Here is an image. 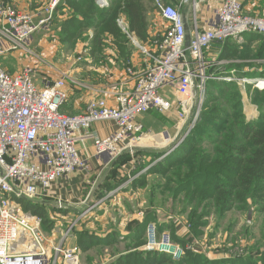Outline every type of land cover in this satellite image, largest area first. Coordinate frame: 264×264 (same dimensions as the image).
Masks as SVG:
<instances>
[{"label":"built area","instance_id":"2783aa9c","mask_svg":"<svg viewBox=\"0 0 264 264\" xmlns=\"http://www.w3.org/2000/svg\"><path fill=\"white\" fill-rule=\"evenodd\" d=\"M62 1L50 0L45 9L47 15L37 22L35 15L0 0V56L18 49L29 52L31 39L41 29L51 27L54 11ZM110 2L96 0L100 9L108 8ZM203 6L211 17L201 26L196 14ZM155 8L165 33L152 47L146 48L129 33L125 19L118 20L131 43L152 61L144 71L126 69L134 78L133 88L117 95L116 106L91 105L81 114L67 115L61 112L67 74L61 73L52 83L39 87L30 68L10 74L0 67V264H81L80 254L65 248L63 243L53 248L54 259L50 262L42 219L31 213L21 214L19 201L30 200L36 194L47 196L54 184L84 166L79 143L92 136L94 124L110 121L118 127L111 136L95 143L99 156L115 159L124 150L134 155L144 136L143 126L138 122L140 115L153 110L164 115L171 113L173 101L166 94L172 90L186 116L197 78L201 98L206 95L205 82L210 78L206 77L205 69L210 66L205 63L204 53L212 44L243 41L246 34L264 36V17L247 14L241 0H180L176 7L156 0ZM187 8L194 12L190 28L185 16ZM222 77L221 81L264 89V79L245 75L238 79L235 71ZM125 141H128L126 148L122 147ZM59 206L62 207L61 202ZM186 225L183 223L190 232ZM25 237L30 239V244L23 250L15 249ZM147 237L148 250L171 254L174 258L183 255L167 233L157 241L153 225L147 228Z\"/></svg>","mask_w":264,"mask_h":264},{"label":"trees","instance_id":"16d2710c","mask_svg":"<svg viewBox=\"0 0 264 264\" xmlns=\"http://www.w3.org/2000/svg\"><path fill=\"white\" fill-rule=\"evenodd\" d=\"M155 2L111 0L108 8L100 9L96 0H63L54 11L52 25L59 27V43L69 50L92 31L90 58L100 65L105 52L110 51L117 58L118 66L123 65L127 69L131 67L134 49L129 37L119 27L118 20L125 19L129 33L141 44L152 47L156 40H151L149 26L150 15L156 12ZM178 3L171 6L176 7ZM245 38L251 42L260 40L264 47V36L246 34ZM232 41L211 45L219 51L217 60L248 57L247 53L243 57V54L236 52ZM233 66L239 65L233 64L229 69H233ZM240 72L243 76L246 74L245 70ZM261 77H264V73ZM255 93L253 102L259 105L262 115L258 122L249 123L243 111L242 97L235 86L210 81L207 100L196 129L174 154L158 161L136 183L139 188H146L149 176L160 178V183L155 186L156 192L152 193L154 200L161 195V204H170L174 212L178 210L180 216H188L191 233L186 236L177 234L174 225L167 222L158 225L159 233L169 232L171 242L184 248L180 261L141 249L146 244V227L155 220L154 214H147L136 233H130L127 239H120L117 231L106 238H99L88 231L74 229L81 263L83 256L97 249L99 251L88 257L85 264H260L259 261L264 264V237L257 242L255 250H263L260 255L247 254L235 259L210 260L207 253L186 248L193 245L195 238L201 239L203 229L208 228L213 216L223 219L235 210L248 214L252 208L264 214V92ZM139 155L143 157L148 154ZM162 156L155 155L152 162ZM19 203L24 205L26 212L41 218L49 232L53 230L55 221L48 216L46 207L25 199ZM46 203L47 200L41 202ZM132 228L133 225L129 230L134 232ZM123 244L124 248H121ZM107 254L112 260L105 263L103 258Z\"/></svg>","mask_w":264,"mask_h":264},{"label":"rangeland","instance_id":"374dc122","mask_svg":"<svg viewBox=\"0 0 264 264\" xmlns=\"http://www.w3.org/2000/svg\"><path fill=\"white\" fill-rule=\"evenodd\" d=\"M166 5H173L176 4V2H180V0H171L170 3L167 2V0H162ZM50 2V0H49ZM179 4V3H178ZM177 4V5H178ZM185 12V16L187 19L192 20L193 11L189 8H187ZM205 11L207 9L203 6L199 10V12L196 14V18L198 17V21L200 19L204 20V18L207 16V13L205 14ZM156 12L152 13L150 15V26L149 30L152 29V32L150 35H152L151 40H159L162 38V36L165 33V27L162 25V22L158 15H154ZM255 16V15H254ZM158 17V18H156ZM261 17V16H258ZM191 18V19H190ZM51 26V25H50ZM37 34V33H36ZM94 34V33H93ZM260 40H256L251 42L248 39H244L243 41L236 40L232 41L231 44L233 45L236 52H239L244 55L247 53L248 57L246 58H239L235 59L233 57L231 58H223L218 59V50L216 49V46H211L208 51L204 53L205 57V63L209 65L210 67H207L205 70L206 77L210 78L206 83V88L208 86V83L210 81H220L222 83L226 84H232L235 86V88L239 91L241 97H242V103H243V111L246 117V121L249 123H255L259 121L261 114V109L259 105L255 102H253V99L255 97V92H264L263 90L257 89L254 87V85H239L238 82L234 83H228L225 81H221L220 78H223L222 76L228 75L231 71H235L237 74L238 79L245 78L240 71L245 70L250 72V75H256V77L252 78H258V79H264V77H261V74L264 73V47L261 46V43H259ZM62 49H59V53L55 51L54 48L48 50V55L44 54V51L41 53H38L32 45L28 47L30 50L26 53L27 58L34 60L36 64L30 63L25 65V67L30 68L33 71V77L34 81L39 87L45 86L46 83L50 82L52 83L57 77V71L63 70V73L67 74L68 80H67V86H66V98L64 100V105L66 103V107H70V94L73 90H76V87L83 88V85H87V83L93 82L94 80H98L95 73V68H101V71H103L104 75L106 74L105 70H108L111 66L112 67H118V60L115 57V55L110 52H105V57H102L100 65H97V61L94 60L91 63L92 71L91 72L89 67L86 65H82L81 68L74 67V59L77 58L78 53L76 52L77 48L74 47L72 50H69L65 48L63 45ZM261 46V47H260ZM149 47V46H147ZM146 47V48H147ZM244 47L248 48L245 49ZM76 50V51H75ZM250 51V52H249ZM249 52V53H248ZM56 54V55H55ZM140 58V57H139ZM211 61V62H209ZM233 64H238L239 66H233V69H229L230 66ZM39 65V66H38ZM1 67V66H0ZM77 68V70L75 69ZM42 70H47L46 75L40 74ZM79 69H81L79 71ZM105 69V70H104ZM137 68L135 67V70ZM242 69V70H240ZM141 68L136 70L139 72ZM204 70V69H203ZM66 71V72H64ZM69 71V72H67ZM80 72V73H79ZM92 73V75L88 76L86 73ZM256 72V73H255ZM62 72L59 73V75ZM70 73V74H69ZM82 73V78L80 77ZM45 79H43V77ZM88 82H87V79ZM86 79V80H84ZM105 80V78H103ZM109 81V77L106 78ZM106 81V80H105ZM117 81V80H116ZM115 81V82H116ZM100 84H104V81L102 79H99ZM95 84V83H94ZM195 92H194V98L192 100V104L190 102L189 106L190 109L187 111L186 116L183 114L180 107L175 108L178 103V99L176 98L173 101V109L171 113L165 114L171 117H174L177 121V124L180 128L179 131V137L176 140L177 143L184 142L196 129V126L198 125V120L201 116L203 107L205 105V102L207 100L206 95L201 98V91L198 88L200 85L199 78L195 80ZM207 93V92H206ZM64 111L70 113V109L68 111L65 109ZM65 113V112H64ZM159 113V112H158ZM161 114V113H160ZM164 115V114H162ZM164 115V117H165ZM197 115V117H196ZM97 153V151H96ZM98 155V154H97ZM101 158V157H99ZM128 158V156H127ZM81 159L84 162V166L81 168H88L87 160ZM102 159V158H101ZM131 168V165H130ZM129 166L127 167L129 171ZM101 172V170H100ZM127 175H131L130 172L127 173L123 172V176L120 177V179L127 180ZM130 177V176H129ZM132 178V177H131ZM161 181L160 178H156L155 176H149L148 185L143 190H138V188H134V190H130L132 194L128 193V191L116 193L113 194L112 198H104V196L98 197L97 191L90 190V186L88 184L83 185V191L78 196H75L76 198H72L76 194L73 189L68 187L69 190H67L65 193H62L61 196L54 197L55 194H52L49 192L47 196H42L40 194H36L34 197H32L30 200L33 204L44 206L47 210L48 216L50 219L55 221V227L51 232H49L44 226L43 222L41 225V229L43 230L45 234V247L49 250V256L52 259H54V250L53 248L61 243H63L64 247L70 250H75L79 253L78 247H77V236L74 234V229L76 231H94L96 233H102L108 229H115L120 230V223L125 222L124 219L126 218V229L129 230L130 226L132 225V217L136 212L142 213V216L145 217L147 214H154L155 220L151 222L149 225H153L156 229L157 233V241H161L163 234L158 232V225L160 223H163L165 220H167V223L174 224L175 230L176 225L181 226L180 222H184V224H187L190 226V223L188 222V216H180L178 214V210L174 212V208L171 207L170 204H161V195L158 196L157 199L154 200V197L152 196L153 192H156V185L159 184ZM131 187V186H130ZM131 189V188H130ZM74 192V193H73ZM74 194V195H73ZM97 194V195H96ZM135 194V195H134ZM106 195V194H105ZM134 195V196H133ZM90 196V197H89ZM89 197V198H87ZM60 198V199H58ZM87 198V199H86ZM29 200V199H25ZM43 200H47L48 203L41 204ZM61 201L62 207L59 208V202ZM105 200V201H104ZM163 200V199H162ZM100 201V203H98ZM85 202H92V204L87 205L92 208H84L86 205ZM21 214L26 215L27 213L25 209L23 208L24 205H21ZM69 209H66L68 208ZM125 207V208H123ZM122 211V213H121ZM32 214V213H31ZM98 214V215H97ZM124 214V219L121 218ZM33 215V214H32ZM91 215H95L93 219H90L89 217ZM35 216V215H34ZM97 217L98 220H95ZM106 217V218H105ZM179 221V222H178ZM147 226V228L149 227ZM72 227V228H71ZM184 227V226H183ZM71 228L70 234L67 236L66 232L67 230ZM184 233H185V229ZM204 235L201 237V239L195 238L192 240L194 251L204 253L206 251L207 257L212 259H235L237 257L246 256L248 255H260V252H256L257 249V242H261L264 237V214L256 212L254 208H252L251 213H241L239 210H235L231 213H229L225 218L220 219L216 216H213L210 218V225L208 228L203 229ZM172 233V231H170ZM169 236L170 233L166 232ZM176 233L179 235H189V231L185 235L180 230H176ZM146 244L142 247L143 251L146 252H158V251H151L147 249V246L149 244V237H147L146 233ZM63 241V242H62ZM171 241V239H170ZM30 244V239L28 237H25L21 240L20 244L15 246V249H19L21 246L22 248L26 245L28 246ZM175 245V244H173ZM192 245V246H193ZM176 247L180 248L183 251L184 255V248L179 247V245H175ZM191 245L186 246L187 249H190ZM121 248H124V245H121ZM145 248V249H143ZM94 249L92 253L89 255L83 256V264L87 262L88 257H92L93 254L99 250ZM160 253V252H158ZM162 254H165L169 256L173 261H180L181 258H174L171 254H166L164 252H161ZM99 262V257H97ZM105 263L110 262L111 257H109V254L105 255L103 258ZM81 261V258H80ZM260 264H263V261L260 262ZM82 264V263H81Z\"/></svg>","mask_w":264,"mask_h":264},{"label":"crops","instance_id":"0c3cea01","mask_svg":"<svg viewBox=\"0 0 264 264\" xmlns=\"http://www.w3.org/2000/svg\"><path fill=\"white\" fill-rule=\"evenodd\" d=\"M7 1L12 5H14L15 7H17L19 10L27 11L35 15L36 17L35 21L37 22L47 15L45 13V9L49 4V0H7ZM241 2L247 14L252 16L255 15V16L264 17V0H241ZM206 13L207 16L204 18V20L202 19L199 20V24L201 26L204 25L202 23L205 20H208L211 17V14L209 12L205 11V14ZM154 15H156V13ZM186 20H187L186 21L187 26L190 28V24L192 23H190V20L189 18L187 19V17ZM151 32L152 29L149 30V34ZM58 33H59V27L53 25L50 28L41 29V31H39L37 34L33 36L29 46L32 45V47L38 53L44 51L45 55H48V50L52 48L55 49L56 53L57 52L59 53L58 50L62 49V46L59 43ZM150 36L152 38V35ZM92 37H93V32L89 31L87 34H85L83 40L78 41L76 45L77 51L75 50L78 53L77 55L78 57L77 58L75 57L73 63V66L78 68H81L82 65L85 66L87 65L89 69H91L90 70L91 72H93L92 71L93 68L91 66L93 60L92 58H90L89 49L91 47L90 42L92 41L91 40ZM189 37H190V33L188 36V40ZM130 45L134 49L133 52L131 53V61H130L131 67H133L134 70L136 67L137 68L136 70L141 68L140 71H144L148 67V64L152 61V59L150 60L147 55H144L140 51V49L135 47L131 42ZM143 46L147 47L148 45L146 44ZM79 58L82 59L79 60ZM30 63L36 64L33 58L32 59L27 58L25 51L21 49L11 51L9 53L0 56L1 68L5 69L10 74L20 73L25 68V65ZM75 69L77 70V68ZM80 70L81 69H79V71ZM46 71L47 70L41 69L42 73L40 74L46 75L47 74ZM95 71L100 72V73H95L98 80H94L93 82L90 81L88 82V79L86 78L88 82L87 85H83V88L76 87V90H73L72 93L70 94L71 97L69 103L70 107H66L69 105H66L65 103V105L61 108L63 113L65 112V114L67 115L81 114L85 112L88 106L91 105L116 106L117 95L123 91H130L133 88L134 78L127 73V70L123 65L118 67L111 66L108 70H105L107 75H104L103 71H101V68H95ZM60 72L63 73V70L56 72L57 77L60 76L59 75ZM86 75L91 76L92 73L87 72ZM245 76L251 78L256 77V76H251L249 71H246ZM80 77L81 79H83L82 73ZM108 77H109V81L108 79H106ZM103 78H105L106 81ZM43 79H45V77H43ZM99 79H102L104 81L103 85L100 84ZM166 97L171 100H175L176 98L177 99L179 98L172 90L166 94ZM177 107H179L178 104L175 106V108ZM65 109L67 111L68 109H70V113H68L69 111L68 112L64 111ZM158 115H160L159 116L160 118L158 117ZM170 116L165 115L164 117V115L158 113L155 110L147 114L140 115L138 117V122L143 126L144 136L141 139L138 147L135 148L134 155H132L130 151L124 150L122 154L116 157L115 159H111L107 156L97 155L95 149V143L98 140L111 136L117 130L118 128L117 125L114 122H110V121L94 124L91 129L92 136L87 138V140L83 144L79 143L80 156L83 157V159L87 160L86 162L88 168L86 169L85 166V168L78 170L76 173L68 176L66 179H62L58 181L56 184L52 186L49 192L55 194L54 197H57V196H61L62 193H65L67 190H69L68 187H70L71 189L74 190V192H76L75 195L73 194L74 196H72V198H76L75 196H78L79 194L82 193L83 185L88 184L90 186V190L97 191L99 198L100 196L103 195L104 198L102 199L105 198L109 199L112 198L113 197L112 195L116 193H121V192L126 193L128 191V193L132 194L130 190L132 189L134 190V188H138V190L145 189V188H139L136 185L139 178L142 175L146 174L154 165H156L158 161L163 160L164 158H166L171 154H174L183 143L181 142L179 146L175 147V145L177 144L176 140L178 139L179 137L178 135L180 134L179 133L180 128L177 124L176 119L174 117L170 118ZM126 146H128V141L122 143V147L126 148ZM140 153H147L148 155H144L142 157L139 155ZM159 154L163 156L160 159H158L156 162H152L154 160L155 155H159ZM99 157H101L102 159ZM128 166L130 168L129 171L127 169ZM126 171L127 173L130 172L131 175L126 174V176L128 177L127 180L120 179V177L123 176V172ZM57 202L60 203L61 201L59 200ZM85 203L86 206L84 208H88L87 205L92 204V202H85ZM98 203H100V201ZM66 209H69V207ZM138 214L139 213L136 212V214H134V216L132 217L133 219L132 229L134 232H131V230L126 229L127 225H126V218L124 219V214H122L123 216H121V218H123L125 222L120 223V230L108 229L106 230V232L104 231L103 234L96 233L94 231H89L91 229H89L88 232L99 238H106L107 236L111 235L113 231H117L120 235V239H127V237H129L128 235L130 233H136L135 231L139 229V227L145 221L146 215L145 217H143L142 215L140 216ZM94 216L95 215H91L89 218L93 219ZM95 220H98L97 217ZM165 222H167V220H165L164 223ZM184 222L186 221L180 222L181 223L180 227L179 225H176L177 228L176 230H180L181 232L184 233L183 229H185L186 231L184 234L186 235L188 231L185 227H183ZM146 233H147V227H146ZM23 248L20 246L19 249L17 248V250H23Z\"/></svg>","mask_w":264,"mask_h":264},{"label":"water","instance_id":"95a60500","mask_svg":"<svg viewBox=\"0 0 264 264\" xmlns=\"http://www.w3.org/2000/svg\"><path fill=\"white\" fill-rule=\"evenodd\" d=\"M188 45V44H187ZM179 143H177L176 145H175V147H177V145H178Z\"/></svg>","mask_w":264,"mask_h":264}]
</instances>
